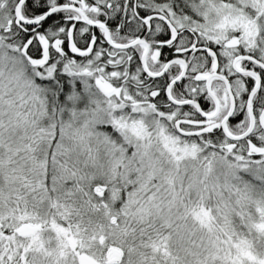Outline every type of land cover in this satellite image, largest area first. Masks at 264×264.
Returning a JSON list of instances; mask_svg holds the SVG:
<instances>
[{
	"label": "snow or ice",
	"instance_id": "obj_1",
	"mask_svg": "<svg viewBox=\"0 0 264 264\" xmlns=\"http://www.w3.org/2000/svg\"><path fill=\"white\" fill-rule=\"evenodd\" d=\"M0 264H264V0H0Z\"/></svg>",
	"mask_w": 264,
	"mask_h": 264
}]
</instances>
